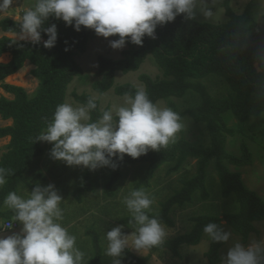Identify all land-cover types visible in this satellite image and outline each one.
<instances>
[{"label":"trees","instance_id":"16d2710c","mask_svg":"<svg viewBox=\"0 0 264 264\" xmlns=\"http://www.w3.org/2000/svg\"><path fill=\"white\" fill-rule=\"evenodd\" d=\"M260 1L250 0L245 10L236 14L225 0L228 20L223 24L201 22L197 18L185 21L182 16H177L174 21L157 26L155 39L144 37L142 46L126 43L127 49L121 52L119 59L104 56L97 59V80L92 84L93 90L97 94H104L113 88L115 95L125 97L134 95L138 89L131 84L114 86L116 73L137 72L151 56L161 77L152 79L148 75L139 76L149 99L155 104L167 102L169 106H172V99L190 96L196 99L190 116L196 124L205 126L210 137L209 145L179 139L170 141L159 151L149 150L135 159L125 155L123 160L115 161V169L111 168L110 177L103 187L104 194L113 196L112 189L120 180L124 166L145 165L144 175L135 186L138 190L142 186L147 187L163 166H171L168 171L171 175L193 160L196 167L194 175L183 180L181 189L162 202L156 212L146 211L150 218L154 217L162 225L173 228L174 209L185 210L195 199L207 200L206 181L211 165L220 184L221 198L234 195L238 203L236 212H225L220 216L216 205L215 215L204 213V210L201 212L204 214L191 217L190 231L163 241L153 247L152 252H169L177 257L182 247L197 246L202 242L206 237L203 228L208 223H217L224 229L225 222L246 243L250 235L256 232L255 224L264 222V199L245 186L240 171L228 168L229 165L235 169L252 166L251 151L245 143L241 144L239 155L230 154L225 149L227 136L234 137L239 132L227 127L226 116H231L251 134L260 132L263 127L264 60L248 39L256 27L253 10ZM23 13L18 20L1 19L0 31L18 36ZM50 24L56 25L58 33L52 48L43 47V40L47 39L43 33L41 43L36 45L6 35L0 37V58L5 54L10 57L7 63H0V89L11 96H0V118L11 122L8 126L0 127V139L9 138L0 157V168L9 173L6 183L0 188V206L9 192H16L19 185L29 187L30 181L36 175L39 177L38 171L35 176H25L33 160L45 154L41 141L36 139L46 130L56 106L65 103L69 84L74 78L83 77L76 57L84 53L89 41L97 36L92 29L81 26L77 32L72 26H66L62 20L53 17H49L45 27ZM26 64L33 67L30 74L37 82L31 94L4 82L20 72ZM214 75L226 82L228 94L217 98L209 94L202 81ZM89 98L83 95L77 101L84 105ZM96 104L97 108L90 113L93 122L103 113L98 101ZM93 172H87V182L81 191L94 189L88 182ZM1 218L11 221L15 218V211H0ZM122 223L137 227L132 217L123 219ZM88 233L92 235L94 256L86 264H104L108 255L100 244L99 234L95 231ZM225 245L209 240V248L204 254L208 264H221V251ZM114 259H111V264ZM120 260L121 264H147L149 257H138L125 249Z\"/></svg>","mask_w":264,"mask_h":264},{"label":"clouds","instance_id":"9594fccd","mask_svg":"<svg viewBox=\"0 0 264 264\" xmlns=\"http://www.w3.org/2000/svg\"><path fill=\"white\" fill-rule=\"evenodd\" d=\"M210 2L214 0H36L20 19L18 40L40 44L43 33L47 36L43 47H54L57 27H45L53 17L77 32L84 26L99 37L118 36L109 40L114 50L122 49L126 43L142 46L144 37L155 39L157 26L177 16L185 21L195 20L198 15L212 17L207 7ZM12 3L13 0H0V11ZM96 108L93 97L84 105H57L36 141L51 145V159L95 171L101 167L115 169V161L123 160L125 155L135 159L149 150L159 151L183 127L178 113L157 106L143 89L126 95L122 105L104 110L93 122L90 113ZM8 174L0 168V186L6 183ZM62 199L53 184H36L27 198L15 192L7 194L3 203L15 211V220L22 227L19 232L0 235V264H83L84 254L75 247V236L59 223L63 218L59 207ZM124 203L137 228L125 234L124 225H118L106 232V254L116 258L113 264H121L122 253L129 246L136 251L149 249L160 245L166 235L159 220L146 213L152 200L145 191H132ZM203 232L214 243H227L231 236L217 223H208ZM221 264H264V238L252 239L246 245L234 242L222 256Z\"/></svg>","mask_w":264,"mask_h":264},{"label":"rangeland","instance_id":"374dc122","mask_svg":"<svg viewBox=\"0 0 264 264\" xmlns=\"http://www.w3.org/2000/svg\"><path fill=\"white\" fill-rule=\"evenodd\" d=\"M36 0H13L11 6L5 10L0 11V20L3 18H11L18 20L21 13L28 8L34 7ZM250 0H228L230 9L236 13L241 14ZM225 0H214L210 2L207 7L211 8L213 16L206 18L198 15L197 19L201 22L211 24H223L228 18L224 7ZM253 17L256 20V27L249 35L248 39L253 48H255L262 59L264 60V0H261L258 6L253 10ZM6 35L0 31V37ZM18 38V37H17ZM118 36H111L103 38L96 36L91 39L87 45L84 53L76 57V62L82 70V78H74L69 84L66 92L65 103H70L74 107L81 105L77 98L83 95H88L95 98L99 103L100 111L111 109L123 104L124 97L114 94L113 88L104 94H97L92 84L97 80L95 72L97 70V59L99 56H104L110 59H119L123 50L127 49L125 45L122 49H112L109 47V40H115ZM9 56V55H8ZM8 56L1 57L6 60ZM33 67L26 64L24 68L9 79L7 84L21 87L31 94L37 86L36 80L31 76L30 72ZM140 75H148L152 79L161 77V73L153 63L151 56L147 57L145 62L141 65L137 72L123 74L116 73L114 86L122 84H131L138 90L144 89L143 84L139 81ZM6 80V79H5ZM209 94L214 97H222L228 94L229 87L226 82L214 76H210L202 81ZM6 96L0 89V96ZM10 98L11 96L8 95ZM196 99L186 97L185 99H172L171 105L167 102L159 101L156 105L159 107L171 108L180 116V122L183 125L181 130L176 134L174 140L184 139L188 142H198L204 145H209L210 137L203 124H196L190 116V111H193L196 104ZM231 115V114H230ZM264 118V115H263ZM11 122H6L0 118V127L8 126ZM225 124L228 128L239 130L234 137H228L225 149L228 153L233 155L240 154L241 144L245 143L252 153L253 164L250 167L235 169L228 166L231 171H240L242 180L247 188L256 192L264 199V119L263 127L260 132L251 134L243 126H240L231 116L225 117ZM9 138L0 139V157L4 153V146L8 144ZM45 154L42 157L33 160L25 176H35L39 172V177L30 181L29 187L19 185L16 190L18 196L27 198L31 189L36 185L46 186L53 184L62 196V201L59 207L62 209L63 218L59 221L61 225L67 228L69 234L75 236V247L83 254V264L94 256V249L92 246V235L88 231H95L100 236V244L103 246L105 253L108 245L106 240V232L111 227L124 225L122 231L125 234L134 233L137 227L127 226L122 223V220L132 217L127 209L124 201L129 194L136 190V183L141 180L145 172V165H127L121 170L122 175L118 183L113 187V196L108 197L104 194V184L108 181L111 174V167H101L95 170L89 177V184L94 189H86L81 191V187L86 184V174L89 171L86 168L74 166H66L62 161H55L50 158L49 150L51 145L47 142H41ZM171 166L165 165L158 170L154 178L149 182V185L142 186L138 190H143L152 200V204L146 211L156 212L160 208V204L167 198L173 195L176 191L181 189L182 181L191 178L196 170L195 161L189 160L187 164L178 172L168 174ZM1 188V186H0ZM206 190L209 198L205 201L195 199L193 204L185 210L174 209L172 216L175 222L173 228L164 226L166 235L163 241L168 240L174 236L190 231L192 224L189 219L197 216L199 213L206 210L204 213L215 215L218 205L219 215L222 216L225 212H236L238 210V203L234 195L228 198H221L220 184L213 171L212 165L208 170V178L206 181ZM5 199V198H4ZM4 201V200H3ZM225 208V209H224ZM10 210L7 206L1 204L0 211ZM201 213V214H204ZM7 222H11L12 229L5 230ZM224 224V230L231 233L229 241L223 247L221 256H224L227 249L234 242H242L241 238L235 235L232 230ZM22 225L13 218L0 219V235H10L14 232H19ZM256 232L252 233L245 245L252 239L264 238V222L255 224ZM155 247V246H154ZM153 248V247H152ZM152 248L133 250L130 246L126 249L130 250L135 256L149 257L147 264H208L204 254L209 248V239L206 236L202 242L197 246H184L179 250V255L173 257L169 252H152ZM106 256V255H105ZM111 259L114 257L108 256L104 264H111Z\"/></svg>","mask_w":264,"mask_h":264},{"label":"crops","instance_id":"0c3cea01","mask_svg":"<svg viewBox=\"0 0 264 264\" xmlns=\"http://www.w3.org/2000/svg\"><path fill=\"white\" fill-rule=\"evenodd\" d=\"M9 37H12V38H15V39H18L17 37L18 36H15V35H8ZM4 56H8L7 54H5V55H3L2 57H4ZM9 57V56H8ZM9 61V58H6V60H3V59H1L0 58V63H7ZM13 76V75H12ZM12 76H10V77H12ZM10 77H8V78H6V82H8L9 81V79H10ZM4 96V95H3ZM5 97H7V98H10L8 95H6ZM4 122V121H3ZM6 122H9V121H6ZM4 127V126H3Z\"/></svg>","mask_w":264,"mask_h":264},{"label":"built area","instance_id":"2783aa9c","mask_svg":"<svg viewBox=\"0 0 264 264\" xmlns=\"http://www.w3.org/2000/svg\"><path fill=\"white\" fill-rule=\"evenodd\" d=\"M11 229H12L11 222H7V225L5 226V230H11Z\"/></svg>","mask_w":264,"mask_h":264},{"label":"bare ground","instance_id":"6f19581e","mask_svg":"<svg viewBox=\"0 0 264 264\" xmlns=\"http://www.w3.org/2000/svg\"><path fill=\"white\" fill-rule=\"evenodd\" d=\"M13 76H14V75H13ZM13 76H12V77H13ZM10 78H11V77H10Z\"/></svg>","mask_w":264,"mask_h":264},{"label":"water","instance_id":"95a60500","mask_svg":"<svg viewBox=\"0 0 264 264\" xmlns=\"http://www.w3.org/2000/svg\"><path fill=\"white\" fill-rule=\"evenodd\" d=\"M256 67H258V66L256 65Z\"/></svg>","mask_w":264,"mask_h":264}]
</instances>
